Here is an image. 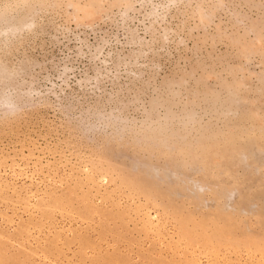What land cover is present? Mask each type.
I'll return each instance as SVG.
<instances>
[{
    "label": "rangeland",
    "instance_id": "1",
    "mask_svg": "<svg viewBox=\"0 0 264 264\" xmlns=\"http://www.w3.org/2000/svg\"><path fill=\"white\" fill-rule=\"evenodd\" d=\"M0 264H264V0H0Z\"/></svg>",
    "mask_w": 264,
    "mask_h": 264
}]
</instances>
